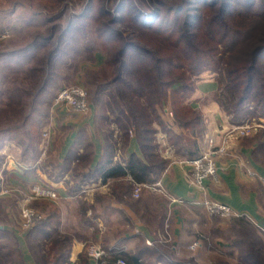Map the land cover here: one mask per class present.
Listing matches in <instances>:
<instances>
[{
    "label": "trees",
    "instance_id": "trees-1",
    "mask_svg": "<svg viewBox=\"0 0 264 264\" xmlns=\"http://www.w3.org/2000/svg\"><path fill=\"white\" fill-rule=\"evenodd\" d=\"M136 1L129 0L126 5V0H119L115 11L117 16L114 17L102 4H96L95 7L89 5L87 12L90 14L92 11L91 16L78 20L73 18L65 32V35H73L78 29L76 21L82 22L80 28L84 31L89 23L98 24L95 28L97 43L104 48L117 50V54L111 57L112 60H107V66L113 71L112 77L108 83L98 86V91L112 87L114 95L110 94L107 96L109 100H106L111 123L122 131L126 139L128 128H136L137 143L148 160V166L145 167L132 158L127 161L125 168L116 166L110 173V177L122 179L115 184V200L128 203L131 208L140 204L138 201L129 202L132 200V189L137 185L154 186L158 181L155 178L158 173L156 170L167 164L157 154L160 147L155 140L158 129H162L174 155L180 156L183 161L198 158L194 157L197 154L196 142L192 143L193 149H188L185 138L174 131L171 124L164 122L159 112L166 114L165 109L169 104L174 126L189 131L193 136H201L202 115L188 103L196 90L194 80L199 74L219 73L221 78L217 81L213 101L232 125L240 126L264 118V0ZM119 23L130 26L127 36L122 37L121 31L115 29ZM145 37H153L156 41L151 43ZM18 54L0 55L2 81L9 80L6 72L15 71V66H12L13 63L9 64V60L22 59ZM52 55L54 53H48L43 77L37 75L38 72L41 73V65L39 68L38 65L28 68L18 66L16 70L17 75H24L33 94L25 88H11L5 94L7 104L4 102V106H7L9 112H13L16 105L22 108L25 105L22 101H29L28 106L31 107L24 114L22 125H28L32 137L24 144L16 134L18 128L1 121L0 150L5 143L15 142L22 149L20 163L28 167L40 154L41 139L40 136L37 139V129L43 124L33 120V117L46 89L48 74L51 73L47 70L52 68ZM1 93L0 90V96ZM7 108H0V112ZM4 115L3 112L1 116L4 118ZM103 119L109 122L108 116L104 115ZM32 120L35 122L32 123ZM245 144L255 146L254 159L258 161L260 153L264 151V133L245 140ZM90 151V147L86 148L83 154L77 156L74 150L67 157H73V166H70L68 159L61 167H54L57 172L72 167L67 186V196L70 199H76L81 193L82 185L90 182L91 171L85 174L82 172L87 166ZM128 173L131 181L125 179ZM60 177L57 175L54 180L58 181ZM42 205L44 207L39 209L46 214V218L27 232V243L52 242L54 246L51 251L60 249L59 261L70 264L71 239L60 232L61 211L53 204ZM87 207L91 214L95 213L92 203L87 204ZM84 211L83 207L82 215L86 216ZM7 234L8 232L0 229L1 241L9 238ZM5 248V245L0 244V263L6 256H12L13 251ZM123 258L126 264L163 262L160 250L146 249L141 245L135 255H124ZM157 258L159 261L154 262Z\"/></svg>",
    "mask_w": 264,
    "mask_h": 264
},
{
    "label": "rangeland",
    "instance_id": "rangeland-1",
    "mask_svg": "<svg viewBox=\"0 0 264 264\" xmlns=\"http://www.w3.org/2000/svg\"><path fill=\"white\" fill-rule=\"evenodd\" d=\"M128 2L129 0H126L125 4L128 5ZM118 3L119 0H0V55L19 53L18 55L22 56V59H8L9 64L13 63L12 66H15V71L11 73L6 72L9 80L6 79L5 82L0 78V90L2 91L0 108H7V106H4V102L7 104L5 94L11 88L17 90L25 88L31 94L34 92L32 89H29L24 75L16 74L18 66L28 68L32 66L37 67L38 65L39 68L41 65V73L38 72L37 75L38 77H43L42 74L45 72L48 53L49 55L54 53L52 55V68L47 70V72L51 73L48 74V80L45 79L47 80L46 89L42 94L33 117V120L43 124L37 129V139L39 136L41 139L39 157L42 152L44 154L46 146L52 140L53 130L51 129V125L53 126L59 113L66 112L64 108L54 106V100L61 89L72 86H78L85 90L90 105V111L87 116H80L81 121H92L94 125L93 131L102 133L106 141L115 140V142L122 145L126 143L124 134L114 123H111L112 118L109 117L107 112L110 109L107 106L106 100H109L107 96L113 94L112 87L109 86L103 91H98V86L108 83L112 77L113 71L109 65L107 66V60H112L111 57L117 54V50H111L109 47L104 48L97 43L95 40V28H97L98 24L95 23H89L90 25L84 31L83 28H80L81 21H76L77 31L73 35H65L67 25L73 18L78 20L82 17L91 16L93 12L91 11L90 14L87 12V9L90 7L89 5L95 7L96 4H102L111 13L110 15L114 17L117 16L115 11ZM128 27L130 26H122L119 23L115 26V29L121 31L122 37H125L129 33ZM145 38L151 43L156 41L153 37ZM220 78L218 72L201 73L194 80L196 89L198 83L210 80L214 81L217 85V81ZM96 92H98L97 95H95ZM213 96L214 94L206 97L208 98L206 100H199L197 105L203 106L205 102H210V97H212V102L214 103ZM26 101H22L25 102L22 108L16 105L17 107H15L13 112H9L8 108L0 112V118L2 117L0 124L6 122L9 123L8 125L13 124V128H18L16 134L24 144L32 137L28 131V125H22V118L31 107V105L30 107L28 106L29 101L27 103ZM170 108L168 104L165 109L166 114L160 111V116L164 122L171 124L174 131L185 138L188 149H193L194 146L192 143L196 142L198 149L194 157H200L208 153L213 154V156L217 153H224V148H226L224 147L225 144L219 142L209 152L200 154L199 149L202 148L203 139L206 135L204 119L203 134L201 136H193L189 131L186 132L174 126L172 110ZM219 111L224 114L220 109ZM3 112L5 113L4 118L1 116ZM104 115L108 116L109 122L103 119ZM77 117L79 115L70 114L68 118L75 120ZM33 120L31 121L32 123L35 122ZM227 121L233 129L245 125L257 127V130L249 136L237 137L244 139L241 143L254 137L258 133H264V118L252 120L240 126L232 125L229 118ZM161 130L158 129L157 136L155 137L156 141L159 140V135L164 136ZM232 130L230 133L234 134ZM45 133H49L48 139L43 138V134ZM135 133L136 128L130 127L128 128L127 137L136 136L137 134L135 135ZM159 144L161 151H165L169 147L165 137L163 140H159ZM119 147L120 149L123 148L120 145ZM119 147L115 148L119 150ZM214 148H216V152H212ZM222 149L223 151L221 152ZM21 152L22 149L15 142L5 143L0 150V229L8 232L7 235L9 236V238H5L2 241L0 238V244L5 245L6 250L13 251L12 256H6L0 264H19V262H24V264H67L62 260L59 261V248L54 252L53 250L51 251V248L54 246L52 242H40L41 244L34 242L27 243L26 234L31 228L26 227L25 224L27 222L23 218L22 213L26 209L33 210L41 216L42 220L36 224L38 225L46 218V214L42 213L39 209L41 206L42 208L44 207L42 204H53L60 209V232L71 239L70 249L74 243L82 245L78 262L74 264L92 263L87 253L89 247L94 246L103 251H107L111 245L110 243L127 234L129 231L127 224L129 222L123 212L114 211L110 219L107 217V204L129 206L128 203L116 201L113 194H110L109 197L103 200L106 206L103 214L105 215L103 223H109L113 228L110 229V234L102 235L100 240L96 239L95 231H92L95 213L91 214L87 207V204L90 205L91 203L83 201V197L61 203L58 200L59 198L53 201L43 199L32 200L31 197L33 195L31 191L34 184L28 186L22 182H17L18 180L12 175L13 172L20 171V167L22 168V163H20L22 157ZM262 152L259 155L260 159L258 161L260 160L264 164V151ZM172 157L183 160V158L177 155ZM45 161L51 165V161H54V159L49 157ZM185 161L186 163L190 162L188 159ZM22 165L24 168L27 167L25 164ZM46 166L48 165L46 164ZM41 168L43 169V167ZM256 182L259 185H255L254 190L258 193L256 200L259 203H256L255 213L260 218L259 220L258 217L256 220L254 216H248L249 218L246 216L242 217V215H238L233 209L237 215L224 219L211 215L207 206L202 204V202L198 205L178 203L176 205L179 208L178 210L184 223L183 239L181 238L178 243H174L173 239H171L172 235L169 233L171 212L167 211L164 217V232L157 236V242H151V246H148L146 242L144 243L145 248H156L160 250L163 262L159 261L158 258L156 261L154 259H151V261H159L158 264H264V225L259 224L261 223L260 221L264 222V181L258 180ZM37 185L44 186L39 183ZM143 189L136 193L134 187L131 198L135 200L140 199ZM161 195L159 197H163V201L166 203L167 200L165 201L164 196ZM83 202H86L85 205L82 204ZM83 207L85 208L84 213L86 216L82 215ZM158 208L160 209V207H156L155 205L152 215L158 214L160 216V210ZM85 219L87 221H84ZM34 244H38V246ZM194 244L196 245L192 248L191 246ZM116 245L117 247L123 246L127 249L125 244L117 243ZM137 245L139 246V243ZM123 254L109 255L107 260L112 257L116 258V260L122 259L125 262V258H121Z\"/></svg>",
    "mask_w": 264,
    "mask_h": 264
},
{
    "label": "crops",
    "instance_id": "crops-1",
    "mask_svg": "<svg viewBox=\"0 0 264 264\" xmlns=\"http://www.w3.org/2000/svg\"><path fill=\"white\" fill-rule=\"evenodd\" d=\"M215 90L214 81L200 82L188 103L193 110L200 111L205 123L206 135L203 139L202 148L199 147L200 154L209 152L219 142L225 144L224 153H217L214 156L217 168L216 177L204 181L205 194L202 195V192L195 188L191 182V168L188 163L182 159L173 158V151L169 147L165 151H161L160 148L157 154L162 160L167 161L163 168L156 170L158 173L155 175L162 193L144 188L140 199L129 200V202L138 201L140 203L134 208L127 205L107 204L108 219L114 214V211H118L123 212L129 222L127 234L110 243L111 245L108 247V249L115 247L117 243L125 244L127 249L125 248L121 258L124 255H135L138 251V243L139 246L143 244L142 247L145 248L144 243L146 241L157 242V236L164 232V217L167 211L171 212L169 231L172 235L171 239L174 243H178L184 234V223L176 205L178 203L198 205L206 199L227 205L240 216L247 218L254 216L257 220L258 216L255 209L256 203L259 202L256 200L258 193L254 187L259 185L256 181H264V164L260 160L255 161L254 145H246L245 141L241 143L244 139L237 138L230 133L233 128L228 124V118L212 102V97L209 98L210 102H205V105H197L199 100L208 99L206 97L213 95ZM69 115L68 112H61L56 117L53 126L51 125L52 140L46 146L44 154L42 152L41 156L29 167L24 168L21 164L20 171H15L12 175L18 180L17 182H22L28 186L39 183L54 190L60 203L70 201L71 199L67 196V186L70 183L72 167L60 172L54 170V167H61L68 159H70V166H73L71 159L73 157L67 159L68 155L76 150L78 156L90 147L87 166L82 169L84 174L91 171L90 182L82 185L81 193L77 198L83 197V201L93 204L95 219L93 220L92 231H95L96 239L100 240L102 235L110 234V229L113 228L109 223H103L105 220L103 214L106 208L103 200L113 194L115 184L122 180L110 177L112 169L116 166L125 168L127 161L132 158L135 159L134 161H138L140 166L147 167L148 160L143 156L136 136L127 137L126 143L123 145L115 142V140L106 141L102 133L93 131L92 121L82 122L80 116L75 120L69 119ZM159 136L160 141L164 139V136ZM119 145L123 148L120 149ZM115 147H119V150ZM216 151L214 148L212 152ZM49 157L54 159L51 161V165L45 161ZM249 172L254 174L253 178L247 175ZM57 175L61 177L55 181ZM125 179L131 181L129 173ZM158 194L164 196V200H167L166 203L163 201V197H159ZM155 205L160 207V209L158 208L160 216L158 214L152 215ZM260 222L262 223H259L260 225H264V222ZM81 251V244L74 243L72 245L69 255L70 263L78 262ZM115 260L116 258H109V264H113ZM89 264L92 263L89 262Z\"/></svg>",
    "mask_w": 264,
    "mask_h": 264
},
{
    "label": "built area",
    "instance_id": "built-area-1",
    "mask_svg": "<svg viewBox=\"0 0 264 264\" xmlns=\"http://www.w3.org/2000/svg\"><path fill=\"white\" fill-rule=\"evenodd\" d=\"M54 106L64 108L66 112L79 116H87L90 111V105L88 103L87 94L83 88L78 86H72L61 89L54 100ZM256 130V126L245 125L242 127H235L232 131L234 132V136L236 137H247ZM48 137L49 133L43 134L44 139H48ZM222 151L223 149L221 150V152ZM188 165L191 168L190 176L193 186L199 189L202 192V195H204V181L207 179H214L216 176V164L213 154L208 153L206 155L200 156L188 162ZM247 175L251 178L254 177V174L250 172ZM142 188H150L159 193H162L159 183L151 187L137 185L135 186V192L138 193ZM31 193L33 195V197H31L32 200L43 199L53 201L58 198L54 190L37 184H34L32 186ZM202 204L207 206V209L211 215L218 216L220 218H231L237 215L231 208H229V206H226L221 203H212L208 200H203ZM22 216L27 222L25 224L27 228H32L39 221L42 220L41 216H39L33 210L29 209L24 210ZM146 244L148 246H151V241H146ZM195 245L196 244L191 247L194 248ZM124 252L125 248L123 246H115L108 249L107 251H103L100 248L94 246H91L87 249L88 256L92 260L93 264H109L107 260L109 255H118ZM113 264H125V262L122 259H117L114 261Z\"/></svg>",
    "mask_w": 264,
    "mask_h": 264
}]
</instances>
